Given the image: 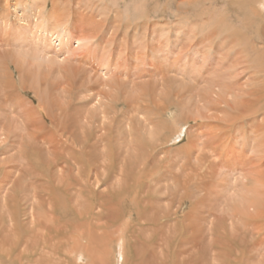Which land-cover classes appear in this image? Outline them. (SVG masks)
Returning a JSON list of instances; mask_svg holds the SVG:
<instances>
[{
    "label": "rangeland",
    "instance_id": "374dc122",
    "mask_svg": "<svg viewBox=\"0 0 264 264\" xmlns=\"http://www.w3.org/2000/svg\"><path fill=\"white\" fill-rule=\"evenodd\" d=\"M27 1L28 0H0V16H3L11 23L27 25L29 20H33V16L27 11L28 8H24ZM50 1L51 0L48 2L47 8L51 6ZM55 1L58 3V1L61 0ZM71 1H74L72 2L73 5H71V10L73 11H71L72 14L69 18V23H73L72 27L75 25L76 19H79V17L83 19L85 17V15L80 16V14L76 12L75 5L79 2L80 6L83 8L88 6L89 8L93 7V9L95 8L99 11L96 17L90 18V23L87 27H91L98 21L103 20L105 28L108 29L115 25V20L120 19L124 23L131 20L132 25L130 26L132 29L131 27L125 28L124 25L117 30L113 27L110 28V31L108 30L110 34L106 35L103 30H100L101 33L98 34L100 36L90 38L92 45L97 44V42L99 43L101 40L103 41L101 47L96 52L91 53L94 54L91 55L92 58L98 57L96 61L91 59L92 63L88 59L91 48H89L90 46L88 45L85 46L83 41L71 42L64 37L62 49L65 53L62 54L60 52V58L57 59V62L51 59L46 60L47 56H42V58L41 56L36 57V60H33L29 57L32 56L30 53L29 55L25 53V55H22L23 53H19V55L16 54L18 53L17 51L21 52V50H18L17 47H10L9 44H12V40L10 39L9 41L8 35L3 34V36H1L0 33V37H2L0 38V120L5 119L0 121V160L3 159V157L4 160H7L9 155L17 152V148H13V145L17 144L16 142L19 141V137L14 138L11 136L7 140H4L5 135H2L4 131H9L8 134L10 136V131L12 129H10L12 126H10V119H12L13 125H15V123L19 124L20 118L28 120L30 115H32L30 119L34 118L36 120L34 121L35 123L38 121V118L41 119L42 113L39 110L43 111V109L41 106L40 108L38 106L40 103L39 99H42L40 95H44L43 98H46L47 102L49 101V105L51 103H59L65 106L67 99L69 102L71 101L70 105H66L68 109L65 108L64 111L65 115L70 114V117L72 115L74 117L79 115L76 111L80 112L81 109H83V107H81L82 104L89 103L87 106L89 108L98 105L97 100L90 101L89 96L103 88L102 86L99 85L96 87L95 83L91 85L93 89L82 91L84 88L79 89L76 85L73 88V92L71 91V93L68 94L60 89L61 85H59V82L62 80L60 79V74H58L60 69L67 72L69 71L68 74L70 75V79L73 80L74 78V82H76L75 78L78 80L77 77L79 73L84 71L86 67L88 69L93 68L95 74L92 72L91 76H89L92 80L107 78L106 73L115 67L117 69H113L115 75L117 74V76L124 77L127 80L128 78L126 77H129L130 80L131 77H133L132 79H136V81L140 80L141 82H139L142 83L141 85L140 83L138 84L140 88L138 85L136 87H129V85H127V88H125V83H120V88L117 87L116 90L119 98L123 99V97H126L125 101L129 99L127 102H129L130 105L139 101L142 102L141 104L144 106L148 104H151V106L149 105L147 112L144 110L143 113L136 114L137 112L134 109L133 112L129 111L130 108L126 110L127 107H125L124 110L122 108L125 104H119L115 109V113L116 111L118 112L116 114L117 118L114 114L109 115H114L113 121L110 122V131L112 132L102 133L103 131L100 129V133L103 136L108 135L106 138L110 139L108 145H110L112 149L101 147L100 152L102 153L104 150H108L111 152L110 155L112 154V157L116 155V158H114L115 168L114 170L110 169L111 171L101 168L97 171L99 173V176H96L97 178L94 175L93 169H91L93 165L89 158L85 159L82 157L75 159L71 157L67 164H69L72 169H75V171L71 170L72 172H69V176H67L66 180L60 182V179H58L56 175L49 172L51 169H48L50 167L48 166V162L44 160V154H36L37 151L33 152V148L35 147H29L30 155H28V161L30 160V162L28 165H30V167L26 164V161H23L24 163L20 168V164L22 163H19V158L17 157L9 163H4L5 161L0 162V187L3 189H0V264H262L259 262L261 259L258 257L256 258L254 255L256 251L255 246L252 247L251 242H248V244L244 243L241 235L230 232L228 226L223 230L219 225H216L217 228L214 225L212 226L213 231H208V227H211V224L209 225V220L211 222L213 221V224H219L220 221L218 219L222 218L223 215L225 216L232 207H235L236 204L238 205L241 202V198L239 197L241 188L239 185L238 187L240 190L236 194L237 196L234 195L235 198L234 196L229 197L230 199L223 203L222 197L226 194L227 187L224 181L230 180V178L234 176H236L238 180L241 179L237 173H229V168L234 169L235 166H242L245 163L243 161H248L250 156H253L252 160L253 162L255 161L254 158L256 154L254 150H247L246 146L249 145V143L253 145L255 142V140H253L254 136H258L259 138V135L254 133V130L260 126L264 127L261 123V117L263 116L261 113L262 107L258 108L260 111L256 114L250 112L247 115H243L238 120L234 119L231 121L230 118L226 117V112L213 107L214 105L211 101L217 97L215 93L203 95V93L208 91V88H212L211 91L214 92L219 91L215 86L211 85V80L210 83H207L209 80L208 76H206L207 70L210 68L208 65L210 61L211 63L213 61L212 56H216L215 54L212 55L215 49L213 48L211 50L210 48L208 50L209 56L208 54L207 56L209 59L207 58L205 63H203L204 66L198 67L196 66L197 64H195L194 69L197 67V75L195 73L191 74L194 69H192L193 63H190V60L192 62L196 60L200 63L202 59L200 60L199 58L201 56L199 51L204 52L205 49H207L206 45H209V40L206 39L205 35L209 28V22L213 20V18L214 20L215 18H220L219 14L222 13L223 17L224 15L228 17L227 22L229 24L237 25V20H234L235 14L233 13L240 2L244 5H246V3L242 0ZM65 2L66 0H63V4H65ZM235 2H237V4L234 6ZM263 2L264 1L260 3ZM248 6L249 4H247L245 9L241 12V17L246 16L250 18ZM258 6H260V4ZM87 27L85 28V33H91L87 31ZM60 29L62 30V28ZM103 33L106 38L103 37V39H101ZM120 33L122 35H120ZM246 33V30L242 26L240 37H244ZM185 34L187 36H185ZM108 36H112V43L110 46L109 44L107 45L106 42ZM253 36L256 38L255 31ZM5 38H7V40ZM156 39L160 41L157 40V43ZM217 39L219 38H216V40ZM51 40L53 49L51 48L50 50L54 51V49L58 47V39L52 37ZM154 40L155 42H153ZM201 40L203 41L201 42ZM256 40L259 42V39L256 38ZM6 41H8V45H6ZM165 41H170L171 44L174 43V46L172 45L173 48H175L173 53H170L171 47H167L164 43ZM81 43H83L86 48H79L78 46L83 45ZM141 43L143 44L141 45ZM118 44H120L121 47ZM260 44V42L257 43L256 48L264 50L263 45L261 44V46ZM190 45L191 47L194 46V48H191ZM176 46H178L177 49ZM69 47H71L70 49H73V47L77 49L76 51L73 50L71 57L66 53ZM167 48H169V50H167ZM123 49L124 57L120 58L118 56L119 58H117V54H119L117 52ZM152 50H155V54ZM150 51L154 56L156 55L155 57L157 60L152 56L153 54ZM108 53L109 56H106ZM252 54L249 55V59L252 58L254 60L248 64L249 66L253 65L255 57H257L254 52ZM158 57H161V64L166 66L165 69L164 67H160L161 65L159 66L160 59L158 60ZM163 57H165L166 60L168 59L167 62ZM104 58L106 66L108 67L103 65ZM153 58L155 60L154 65ZM231 59L233 58L231 57ZM44 60L47 61V63ZM40 62L42 64H40ZM49 64L51 67H49ZM99 64L100 66H98ZM168 64L170 66H168ZM33 65L36 67L40 65L41 68L39 74H36V81H32V76L29 77L30 72H33L35 67ZM171 65L177 67L181 66L180 68L185 67L184 70H186V73L183 72L185 75L184 81H182V77L180 76V80L178 79V81L173 79L165 82V79L168 78L162 76V78H165L162 79L160 74L155 73L159 68L165 70L167 72L166 75L169 74L170 76L171 74L168 73V71L172 68ZM151 66H154L152 70ZM63 67L65 69H63ZM73 67L76 68V70ZM199 68L202 69L199 70ZM72 69L75 71H72ZM227 69L228 67L222 69V71H224V76L219 77L218 80H226ZM188 70H192L189 71L191 73H189ZM241 70L240 68L238 72L241 73ZM250 72L251 70L248 69L246 70L247 75L246 73L240 74L239 80L235 81V85L243 83L242 85L245 88L247 84L248 87H246V91H248ZM75 73L76 76L74 77ZM144 73L147 74V76ZM188 76L191 79L187 78ZM190 76H195V78L197 76V81L193 79L194 77L192 78ZM151 77L155 82L153 80L151 81ZM201 77L202 79H200ZM112 78V80L109 78L110 83H113L114 80L117 79L115 76ZM5 79L7 81H5ZM157 79L159 82H156ZM260 80L263 81L262 78H260ZM198 81L200 82L199 84ZM161 83H165V86L161 85ZM216 85L219 86L218 83ZM10 86L14 87V89ZM144 86L146 87L144 88ZM55 89L60 92L58 93ZM127 89L131 90L128 91ZM147 90L148 94L146 92ZM199 94H201L200 97L198 96ZM256 94H253V97H255L257 103L259 105L261 104L264 108V94H259L260 98H257ZM204 96L211 100L205 99ZM155 97L158 101L161 99L160 102H162V105L157 102V100L156 102L153 101ZM135 98L137 99L134 100ZM199 98L202 99V101L197 100ZM230 99L231 97H229V100ZM249 99L253 98L244 95V97H238L234 101L236 104L243 101L240 110L251 109L253 111V109H256L254 105L249 107L245 104ZM123 100H120V103ZM103 101L108 102L106 99H103ZM133 101L135 102L132 103ZM127 102L126 104H128ZM146 102L148 104H146ZM24 105L26 107H24ZM169 105L170 109H168ZM34 106H36L35 114L32 112L34 108L32 111L30 110V108ZM152 106L156 107L153 108ZM163 106L165 108H162ZM12 109H15V111L12 112ZM48 109L50 110V108ZM149 109L150 111L152 109L154 111L150 112ZM123 110L126 114L129 113V116L133 114L134 116L138 115L139 118H142L145 113L147 117L150 116L149 118L151 119L155 118V120L152 119L154 123L161 119V117L163 118L161 119L162 122H159L158 128L154 130L155 133L159 134L160 142L158 140L153 141L152 139L150 142L147 141L151 146V148L150 146L148 147L146 152L150 155V159L149 157L148 159H141L138 156L137 148L133 146L134 143L129 144V146L132 147L129 148L128 152H123V154H125L124 163L127 165L125 169L119 165L120 163L117 164L118 161L122 159V155L121 158L118 156L120 152L118 147L125 145L124 143H119L122 141L120 138L122 130L117 127H122V122L126 121V118L129 117L125 113H122ZM11 114L14 115V117H12ZM27 114H29V117ZM152 114L156 115L153 116ZM166 117L167 119H165ZM14 118H17V120ZM172 120L174 122H172ZM140 123L143 124V122ZM169 123L173 126L174 130L179 128L184 131L180 133L181 137H179L178 140L168 143L169 136L173 133V129ZM49 124L50 120H47V130L49 128L48 126H50ZM2 127H5L7 131L4 129L2 132ZM105 129L108 131L106 127ZM119 130L121 133H119ZM262 131H264V129L258 132L261 133ZM143 133L145 136H149L147 132L143 131ZM45 134V131L40 132L41 136ZM18 135L20 136V134ZM40 135L38 136L40 137ZM90 135L92 137L93 133H90ZM40 139L42 140L41 137ZM142 140L145 141L146 139ZM246 142L248 143L246 144ZM38 143L41 144L42 142ZM58 147H60V145ZM55 157H58V155ZM61 157H63V155H61ZM66 157H68V155ZM98 157L99 156H97V158ZM60 160L61 159L57 160L58 166L63 163ZM93 160H95L94 157ZM98 160L100 161V159ZM106 162L107 163L104 165L109 163L107 160ZM56 169L57 168H52L54 171H56ZM142 169L143 172H141ZM83 171L89 174L91 178L88 180V183H86L87 185H84L80 191L81 193H78L80 186L78 183L79 181L74 178L77 172L82 173ZM48 172L50 173L49 176ZM124 172H126V174H124ZM84 177L85 178H81L80 180L82 184H84L86 179V176ZM235 180H233V183ZM244 181H246V179L239 180L238 182ZM46 183L48 184V189H51L50 191H47L48 189L45 188ZM102 192L108 195L104 197V194L101 195ZM49 194H51L52 197L54 194L56 196L54 195V198L50 199L48 196ZM61 195L63 196L62 198ZM50 200H53L51 204L48 203ZM54 202L57 207H54L52 204ZM74 210L81 216L80 218L84 219L83 221H80L81 219L74 216ZM31 211L34 213L32 219ZM171 211L175 212H173V215L171 214L172 216L169 215ZM107 216H111V219L107 220ZM129 216H132L130 217V222H128ZM155 219L159 221L157 224L158 226L154 225L156 224L154 222ZM87 222L91 224L88 225ZM125 223H132L130 226H134L132 228L129 226L126 231L125 246L121 255L118 252L119 244H117L116 239L121 230L126 229ZM138 223H148L149 227L139 229L138 227L141 225ZM90 225L99 228L97 231L96 228L90 230V233H94L95 238L92 240L81 239V237L78 236L79 234L89 236L87 229L89 227L91 228ZM226 232L230 235V238L228 237L229 239L223 236ZM75 245L86 249V255L77 259L73 252V249L76 248ZM42 246H44V249H42ZM25 248L30 250L35 248V251L33 254H30V250L26 252ZM65 248L68 250H65ZM90 249L94 252V256H89L91 254ZM42 251L46 253H44L45 255L43 257H40L43 254L41 253Z\"/></svg>",
    "mask_w": 264,
    "mask_h": 264
},
{
    "label": "bare ground",
    "instance_id": "6f19581e",
    "mask_svg": "<svg viewBox=\"0 0 264 264\" xmlns=\"http://www.w3.org/2000/svg\"><path fill=\"white\" fill-rule=\"evenodd\" d=\"M242 1H244L246 3V5H244L242 2H240V4L238 5V7L236 8V10L233 13V14H235L234 20H237V23H236L237 25L229 24L227 22L228 21V17L225 16V15L223 17L222 13L219 14L220 18H215V20L213 18V20H211L209 22V28H208V31L205 34L206 35V39L209 40V45L206 42L207 49H205L204 52L203 51L202 52L199 51V53L201 54V56L199 58H200V60L201 59L202 60L200 61V63H199V61L194 60V58H193V60H194L193 62L190 60V63H193L192 64L193 67L190 66V67H192V69H194L195 64H197L196 66H198V67H202V65H203V63H205L206 59L207 58L209 59V57H208L209 56V54H208L209 51L208 50L210 48H211V50L213 48L215 49V51H214V53L212 55L215 54L216 56H212V58H213L212 59L213 60L212 63H211L210 60H208V61H210V64L208 65L210 68L207 70L206 76H208L209 82H207V81L206 82L210 83V80H211V85L215 86L219 91L218 92H214V91H211L212 88H208V91L203 93V95H205V94L206 95H208V94L210 95L211 93H215L217 95V97L214 98L213 101H211L213 103V105H214L213 107L215 109H220L221 111L226 112L227 113L226 117L230 118L231 121L234 120V119L238 120L243 115H247L250 112L251 113L253 112V113L256 114L258 111H260L258 109L259 107H262V109H261L262 112L261 113L264 116V108H263V106L261 104L259 105L257 103V99H255V97H253L254 96L253 94H256V93H258V94H256L257 98H260V95L264 94V78H263L264 77V50L256 48V45L259 42L264 47V2L260 3V2H262L264 0H242ZM48 2H49V0H28L27 1V4H25L24 8H28V10H27L28 13L31 16H33V20H29L27 25H21L19 23H11L7 19H5L3 16H0V33H1V36H3V34L4 35H8L9 41H10V39L12 40V42H11L12 44H9L8 41H6V45L9 44L10 47H12V46L14 48L17 47L18 50H21V52L17 51L18 53H16V54L19 55V53H21V54L23 53L22 55H25V54L29 55V53H30L32 56H29V57L31 59H33V60H36L35 59L36 57H40L41 56V58H42V56L43 57L47 56L46 60L47 59H51V60H54L55 62H57V59L60 58V52L62 54L65 53L64 50L62 49V47H63L62 44H64L63 38L66 37L71 42L83 41V43H85V46L86 45L90 46L89 48H91V50L89 51L90 55H89L88 59H89L90 62H91V59L96 61V60H98V57L92 58L91 55H94V54H91V53L96 52L101 47L103 41L101 40L99 43L97 42V44L92 45L90 38H96V37L100 36V35H98L99 33H101L100 30H103L105 32V34L107 35V34H110V32H109L111 30L110 28L115 27L114 29L117 30V29L123 27V25L125 26V28L131 27L130 25H132L131 20L130 21H126L124 23L123 21H121L119 19V20H115L116 21L115 25L111 26L108 29L105 28V26H104L105 24L103 23V20L102 21H98L97 23H95L91 27H87L89 25V23H90V18L91 17H96L97 13L99 14V11H97L95 8L93 9V7L89 8L88 6L83 8V7L80 6L79 2L76 3V1H75V3H76V5H75L76 12L79 13L80 16L81 15H85V17L83 19H81L80 17H79V19H76V21H75L76 23L72 27L73 23H71V24L69 23V18L71 17V14H72L71 11H73V10H71L72 9L71 5H73L72 2H74V1L66 0L67 3L65 2V4H63V0L58 1V3L55 0H51L50 1L51 2V4H50L51 6L49 8H47ZM61 2H62V4H61ZM236 4H237V2L234 3V6ZM247 4H249L248 8H249L250 18L246 17V16L241 17V15H240L241 12L247 6ZM259 4H260V6H258ZM189 9H190V7H189ZM87 14H88V16H87ZM242 26L244 27V29L247 32L244 37H240ZM86 27L88 29L87 31H89L91 33H88V32L85 33V28ZM60 28H62V30ZM133 28H135V27H133ZM131 29H132V27H131ZM251 29H253V30H251ZM31 31L33 33H35V34H33ZM138 31H139V29H138ZM141 31H143V30H141ZM254 31H255L256 38L259 39V42H257L256 38H254V36H253ZM103 34H102L101 39H103V37H105V34L104 35ZM120 35H122V34L120 33ZM112 36L111 37L108 36V38L106 39L107 45L109 44V46L112 43ZM185 36H187V35L185 34ZM52 37L58 39V47L55 46L56 48L54 47L55 48L54 51L50 50L52 48V46H51V44H52L51 38ZM252 37H253V39H252ZM0 38H2V37H0ZM190 38H191V36H190ZM204 38H205V36H204ZM216 38H219V39H217L218 41L216 40ZM3 39H4V37H3ZM5 39L7 40V38H5ZM159 39H156V41L157 40L160 41ZM121 41H120V44H121ZM158 41H157V43H158ZM170 41H168V42L165 41L164 43H165V45L167 47H171L170 48L171 49L170 53H173L175 51V48H173L174 43L171 44ZM202 41L203 40H201V42ZM135 42H137V41H135ZM153 42H155V40ZM14 43H15V45H14ZM83 43H81V44H83ZM120 44H118V45L120 46ZM142 44L143 43H141V45ZM122 45H123V43H122ZM147 45H148V43H147ZM85 46L83 44L82 46L80 45L78 47L79 48L80 47L83 48ZM134 46H136V45H134ZM166 46H164V47H166ZM177 47L178 46H176V49H177ZM182 47H184V46H182ZM187 47L189 48L188 45H187ZM190 47H191V45H190ZM70 48L71 47H69L68 50H66V53H67V55L69 57L72 56L73 50H75V51L77 50V49H74V47H73V49H70ZM85 48H84V50H85ZM153 48H154V46H153ZM191 48H194V46L191 47ZM159 50H162V49H159ZM167 50H169V48H167ZM154 51L152 50L153 53H154ZM251 52L252 53L254 52L257 57H255V61H254L253 65L249 66L248 64H250L254 60L252 58L249 59V55L252 54ZM52 53H53V55L54 54L55 55L53 56ZM117 53H119V54H117V58L124 57V54H123L124 53V49L118 51ZM130 53H132V52H130ZM69 54H71V55H69ZM75 54H76V52H75ZM80 54H81V52H80ZM154 54L152 56H154ZM207 54H208V56H207ZM231 54H232V56H231ZM106 56H109V53ZM231 57L233 59H231ZM163 58L166 60L165 57H163ZM178 58H179V56H178ZM155 59H156V57H155ZM159 59H160L159 66L161 65L160 67H164V69H165L166 66L165 65L163 66V64H161V61H162L161 57H158V60ZM195 59H196V57H195ZM99 60H100V58H99ZM153 60H154V58H153ZM167 60H166V62H167ZM44 61H42V62H44ZM50 61H48V62H50ZM45 62L47 63V61H45ZM62 62H63V59H62ZM103 62H104L103 65L106 66L105 58H104ZM154 62H155V60L153 61V65H154ZM185 63H186V60H185ZM29 64H30V62H29ZM40 64H42V63L40 62ZM53 65H54V62H53ZM33 66H35V65H33ZM98 66H100V64ZM168 66H170V65L168 64ZM49 67H51V65ZM106 67H108V66H106ZM153 67L151 66V70H152ZM180 67H177V66H172V68L169 67L171 69L169 71L168 70L167 71H168V73L171 74L170 76H169V74L166 75L167 72L165 70L159 69L158 67H155V68H158L157 72H155V73L160 74L161 78H162V76H165V78H168V79H165L163 77L165 79V82L166 81H171L173 79L178 81V79L180 80V78H179L180 76L182 77V81H184L183 80L184 77H185L184 73H186L185 72L186 70H184L185 67H182V68H180ZM227 67H228V69H227L228 71L226 72V80L225 81H222L221 79L218 80L219 77H223L224 76V71H222V69L227 68ZM30 68H31V66H30ZM82 68H83V66H82ZM114 68H112L110 71H108L106 73L107 78H105V79L100 78L98 80L97 79L92 80V78L89 77V76H91V73L93 72V68H91V69L89 68L88 69L86 67V69L84 71H81L79 73V76L77 77L78 80H76V78H75L76 82H74V78H73V80L70 79V75L68 74L69 71L67 72V71H63L62 69H60L59 70L60 72L58 71V74H60V79H62L59 82V85H61L60 89H61V91L67 92L68 94H70L71 91L73 92V88L76 85L78 86L79 89L80 88H84V89H82V91L83 90H91V89H93L91 87V85H93L95 83H96V87L99 86V85L102 86L103 88H101V89L99 88L100 90L96 91V93L91 94L89 96L90 101L91 100H97V104L98 105L96 104L97 106L89 108V107H87L89 103L82 104L81 107H83V109H81V111H80L81 113L76 111L77 113H79V115H77L75 117L72 115L70 117L69 116L70 114L69 115L66 114V115H68V116H66L64 111H65V108H67L66 105L67 104L70 105L71 101L69 102L68 99H67V101L65 102L66 104L64 103L65 106H63L62 104H59V103H53V104L51 103L49 105L48 104L49 101L47 102L46 98L45 99L43 98L44 95L43 96L40 95V98H42V99H39L40 103H39L38 106H39V108L41 106L42 109H43V111L39 110L42 113V117L40 116L41 119L38 118V121L35 123L34 121H36V120L34 118L30 119V117L32 116V115H30V117H29L30 113L27 114V116L29 117L28 120H26L25 118H20L19 119V124L18 123L16 124L14 122L15 125H13L12 124L13 121H12V119H10L11 120L10 126L12 125L10 127V129L12 128L11 131H10V136L8 134L9 131L5 132L4 131L5 127L4 128L2 127L3 128L2 132L4 131V133L2 135H5V137H4L5 139L4 140H7L8 138H10L12 136L14 138H18L19 137V141H17V142L15 141L17 144L13 145L14 146L13 148H15V149L17 148V150H16L17 152L14 153V154L9 155V158L7 157V160L6 159L4 160V157L2 156L3 159H1L0 162H2V161L4 162L5 161L4 163H6V162L9 163V162L13 161L14 159H16V157H17V158H19V163H22V164H20V168H21V166L24 163L23 161H26L27 165L30 162V160L28 161V155H30L29 147H35L37 149L33 148V152L37 151L36 154H38V153H40V154L43 153L44 154V156H45L44 160L46 162H48V166L50 167L48 169H51L49 172L53 173L54 175H56V177L58 179H60L59 180L60 182H63L64 180H66V178H67V176H69V172L71 170L75 171V169H72L71 166L69 164H67L68 160L71 159V157L75 158V159H77V158L79 159V158H82V157L85 158V159L89 158L91 163H92V165H93V166H91V167H93L91 169H93L95 177L99 176V173L97 171H99L101 168H104L106 170L107 169L108 170H110V169L114 170V168H115L114 158H116V155H114L112 157L111 156L112 154L110 155L111 152L108 151V150H106V151L104 150V152H102V153L100 152L101 151L100 150L101 147L109 148L110 150L112 149V147L110 145H108L109 142H110V139L106 138L108 135L103 136L100 133V129H101V131H103L102 133H110V132H112V131H110V124H111L110 122L113 121L114 115L116 116V114L118 113L117 111L115 113V109H116V107L119 104H123V105L125 104L122 109L127 107L126 110H128L130 108L129 111H132V112H133V109H134L137 112V113L135 112L136 114H139L141 112L143 113L144 110H146L145 112H147V110L149 108V105L151 106V104H148L147 102H146V104H148V105L144 106L143 104H141L142 102H139V101L138 102L133 101L132 103L135 102V104H131L130 105L129 102H127V100L129 101V99H127L125 101L126 97L125 98L123 97L124 100L119 98L116 90H117V87L120 88V85H119L120 83L124 82L125 83V88H127L126 87L127 85H129V87H132V86L136 87L141 81L140 80L136 81V79L135 80L132 79L133 77H131V80L129 79V77H126V78H128V80H127L124 77L117 76V74L116 75L114 74V71H113ZM240 68L242 69L241 73L238 72V70ZM63 69H65V68L63 67ZM74 69L76 70V68H74ZM196 69H197V67H196ZM196 69H194L192 73L189 72V71H192V70H188V72L191 73V74H193V73L196 74V72H197ZM201 69L199 68V70H201ZM248 69L251 70V72H250L251 74L249 75V90L246 91V87H248L247 84H246V86L244 88L243 85H242L243 83L242 84L238 83L237 85H235V81H238L239 77H240V74L246 73V70H248ZM40 70H41V68H40V65H39L37 67L36 66L34 67L33 72L29 71L30 72L29 77L32 76V79H33L32 81L35 80L36 74H39ZM75 70L72 69V71H75ZM63 73H65V74H63ZM115 73H116V71H115ZM144 74H143V76H144ZM145 75L147 76V74H145ZM246 75H247V73H246ZM75 76H76V73H75L74 77ZM113 76H115V78H117V79H115L113 83H110V79L112 80ZM167 76H169V77H167ZM190 77H192V78L194 77L193 78L194 80H196V78H197V76H196V78H195V76H190ZM187 78H189V76ZM260 78H262L263 81H261ZM189 79H191V78H189ZM200 79H202V77ZM200 79H198V80H200ZM37 80H38V78H37ZM152 80H153V78L151 79V81ZM5 81H7V80L5 79ZM9 82H10V80H9ZM156 82H159L158 79H157ZM172 83H174V82H172ZM199 83L200 82L198 81V84ZM217 83L219 84V86L216 85ZM11 84H13V83H11ZM30 84H31V82H30ZM141 84L142 83H140V85ZM164 84L165 83H163V84L161 83V85H164ZM204 84H206V83H204ZM33 85H34V83H33ZM44 85H45V83H44ZM116 85H119V86H116ZM179 85H181V84H179ZM10 87H12V86H10ZM145 87L146 86H144V88ZM12 88L14 89V87H12ZM139 88H140V86H139ZM139 88H137V89H139ZM130 90L131 89H129L128 91H130ZM132 90H134V89H132ZM150 90H152V89H150ZM56 91L58 92V90H56ZM142 91H144V90H142ZM146 92L148 94V90ZM114 94H116V95H114ZM244 95H247L248 97H252L253 98V99H249L248 101L245 100L247 103H245V102L244 103L247 104V106H249V107L254 105L256 109H253V111L251 109L240 110L241 105H243V101L240 102L239 104H236V102L234 100L236 98H238V97H244ZM62 96H64V95H62ZM140 96H141V94H140ZM198 96L200 97L201 94H199ZM229 97H231L230 100H229ZM87 98H88V96H87ZM173 98L175 99L174 96H173ZM206 98L207 97H205V99ZM103 99H106L108 102H104ZM136 99L137 98H135L134 100H136ZM163 99H164V97H163ZM207 99L211 100L210 98H207ZM120 100H123V101H121V103H120ZM156 100H157V102H159L162 105V102H160L161 99H160V101H158V99H156V97H155V100L153 99V101L156 102ZM197 100L202 101V99H200V98L197 99ZM126 102L128 104H126ZM144 104H145V102H144ZM24 107H26V106L24 105ZM35 107L36 106L30 108L31 111L34 108V111H32L33 114L36 113ZM45 107L50 108V110L48 108H45ZM152 107L155 108L156 106L155 107L152 106ZM8 108H9V106H8ZM162 108H165V107L163 106ZM118 109H119V107H118ZM120 109H121V107H120ZM168 109H170V105L168 106ZM124 110H123L122 113H125ZM14 111H15V109H12V112H14ZM149 111H150V109H149ZM151 111H154V110L152 109ZM120 112H121V110H120ZM67 113H69V112H67ZM154 113H157V112H154ZM111 114H114V115L109 116ZM126 115L129 116V113L126 114ZM130 115L131 116H129V117L127 116L128 118L125 117L126 121L122 120L123 121L122 122V127L121 126L117 127L118 129L121 128V130H122V133L119 130L120 131L119 133H121V137L120 138L122 140L119 143H124L125 144L124 146L118 147L120 149V152H119L118 156H120L119 158H121V155H122V159H120V161H118L117 164L120 163L119 165L123 169H125L126 166H127L124 163L125 154H123V152L124 153L128 152L129 148L132 147V146H129V144L134 143L133 146L135 148H137L138 156L141 159H143V158L148 159V157L150 159V155L146 153L148 147L150 146L149 142H150L151 139L153 141H155V140L159 141L160 140V138L158 136L159 134L155 133L154 130L156 128H158L159 122H162L161 119H163L161 117V119H159L158 121H156L154 123V121H152V119L155 120V118L151 119V118H149L150 116L148 115L149 117H147V114L145 115V113L143 114L142 118H139L138 115H135V116L133 114H130ZM152 115L155 116L156 114L155 115L152 114ZM11 116L14 117V115H12V114H11ZM263 116L261 117L262 118L261 119L262 125H264V117ZM20 117H22V116H20ZM116 118H117V116H116ZM1 119H3V118H1ZM14 119L17 120V118H14ZM32 119H34V120H32ZM121 119H124V118H121ZM165 119H167V117ZM3 120H5V119H3ZM3 120H0V121H3ZM47 120H50V124H49L50 126H48L49 127L48 130L46 128L47 127L46 126V121ZM8 121H9V119H8ZM139 121L143 122V124H141ZM9 122H7V123H9ZM172 122H174V121L172 120ZM169 125H170V123H169ZM105 127L107 128L108 131H106ZM171 127L173 129V133L169 136V139L167 141L168 143L169 142H175L176 140H178V138L181 137L180 133L182 131H184V130L179 129V128L174 130L173 126H171ZM263 129H264V127L260 126L259 128L254 130V133L256 135H259V138H258V136H254L253 140H255V142L253 143V145L252 144L250 145V143H249V145L246 146L247 150H254V153L256 154V156L254 158L255 161L253 162V160H252L253 156H250L248 161H243L245 163L242 166L241 165L240 166H235L234 169L229 168V171H230L229 173H231V174L233 172L235 174L237 173L241 177V179H239L240 181L242 179H246V181L238 182L239 180L236 179V176L230 178V180H227V181L223 180L224 182H226V185H227L226 194L223 195V197H222L223 203H224V201L226 202L228 199H230L229 197H233L234 195H236L239 192L240 188H241V191L239 193V197L241 198L240 204L237 205L236 203H234V204H236L235 207H232L230 209V211L225 216L223 215L222 218H219V219L217 218L220 221L219 224H213V221L211 222L209 220V225L211 224V227L210 226L208 227L209 228L208 231L209 230L213 231L212 226H214V225H215V227H216V225H219L220 227H222L221 229H223V230H225V227L228 226L230 228V232H233V234H237V235L240 234L244 243L248 244V242H251L252 243V247L255 246L256 251H255L254 255H255L256 258L258 257L259 259H261V260H259V262L262 263V264H264V131H262L261 133H259V132L261 130H263ZM5 130L7 131V129H5ZM142 130L147 132L149 134V136H145ZM42 131L46 132V134L44 136L40 135V132H42ZM137 132L139 133V136H138ZM90 133H93L92 137H91ZM18 134H20V136ZM38 135H40V137L42 138L43 141L40 139V137ZM142 139H146V140L144 141ZM256 139H257V142H256ZM4 140H3V142H4ZM147 141H149V142H147ZM13 142H14V140H13ZM38 142H42V143L40 144ZM138 142H139V144H138ZM247 143L248 142H246V144ZM59 145H60V147H58ZM13 148H12V150H13ZM150 148H151V146H150ZM159 149H161V148H159ZM150 154H152V153H150ZM31 155H32V153H31ZM57 155H58V157H55ZM61 155H63V157H61ZM67 155H68V157H66ZM97 156H99V157L97 158ZM153 156H155V155H153ZM93 157H94L95 160H93ZM58 159H61L60 161L63 162L62 165H59V166L57 165L58 164V162H57ZM98 159H100V161ZM105 159L107 161H109V163L106 164V165H104L105 163H107ZM112 159H113V161H112ZM174 161H176V160H174ZM226 162H224V163H226ZM174 165H176V164H174ZM28 166L30 167V165H28ZM51 167L52 168H57L56 171L52 170ZM141 172H143V169H142ZM50 173L48 174V176L50 175ZM124 174H126V172H124ZM84 176H86V179L84 181V184H82V182L80 183V180H81V178L82 179L85 178ZM90 178L91 177L89 176V174H87L86 172L84 173V171L82 173H80V172L76 173V176H75L74 179L78 180L79 181L78 183L80 185L78 193H81L80 191L82 190L84 185H87L86 183H88V180ZM233 180H235L234 183H233ZM14 181H15V179H14ZM45 181H47V180H45ZM5 182H6V180H5ZM13 183H12V185H13ZM49 183H51V182H49ZM73 184H74V182H73ZM239 185H240V188L238 187ZM47 186H48V184L46 183V186H45L46 189H48ZM0 189H2V187H0ZM50 190L51 189H48L47 191H50ZM62 190H64V189H62ZM8 191H9V188H8ZM0 193H1V191H0ZM103 194L104 193L102 192L101 195H103ZM23 195H25V194H23ZM54 195H53V197H52L51 194H49L48 196H49L50 199H53ZM105 195L107 196L108 194H104L103 196L106 197ZM6 196H7V194H6ZM62 197L63 196L61 195V198ZM234 198H235V196H234ZM29 201H31V200H29ZM51 202H53V200H50V202H48V203L51 204ZM131 202H132V200H131ZM23 204H24V202H23ZM52 204L54 205V207H57L55 202L52 203ZM33 207H32V210H33ZM173 212L171 211L169 213V215H171V214L173 215L175 213V212L174 213ZM33 214L34 213L31 211V219L34 217ZM74 214H75L74 216L78 217V219H81L80 221L84 220V219L80 218L81 216L79 214H77V212L75 210H74ZM139 215H140V213H139ZM130 217H132V216H129L128 222L131 221ZM144 218H147V217H144ZM106 219L107 220L111 219V216H107ZM147 220H149V219H147ZM154 222L156 223L154 225L158 226L157 224L159 223V221L158 220L156 221V219H155ZM239 222H240V224H239ZM87 224L89 225L91 223L87 222ZM130 224H132V223H130ZM130 224L125 223L126 229H122L120 234H119V236L116 239L117 240V244H119V248H118L119 254H121L122 251L124 250L125 236H126L125 234H126V231L128 230V227L130 226ZM138 224L141 225L140 227H138L139 229H144V228H148L149 227L148 223H144V224L138 223ZM138 224H136V225H138ZM133 226L134 225H131L130 228H132ZM94 228H96V227H94V226L92 227L91 226V228L89 227L87 229L89 236H92V237L84 236L83 234H79L78 236L81 237V239H85V240L86 239H90V240H92V239L95 238V235H94L93 232L90 233V230L94 229ZM98 229L99 228H96V231ZM230 232H228V233H230ZM220 234H222V233H220ZM228 235L229 234H227V232H226V234H223L224 237H226V238L229 237L230 238V235L229 236ZM75 246H76V248L73 249V252L76 255L75 257L77 259L78 258H82L83 256L86 255V253H85L86 249L78 247V245H75ZM42 249H44V246H42ZM29 250L30 249H28V248L26 249L25 248L26 252H28ZM65 250H68V249L65 248ZM34 251H35V248L31 249L30 250V254H33ZM90 252H91V254L89 256H92V255L94 256V252L91 249H90ZM41 253H43V254L40 257H43L45 255L44 253H46V252L42 251ZM21 260H23V259H21Z\"/></svg>",
    "mask_w": 264,
    "mask_h": 264
}]
</instances>
